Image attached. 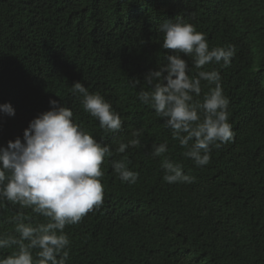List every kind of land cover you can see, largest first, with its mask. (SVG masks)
Instances as JSON below:
<instances>
[{"label":"trees","instance_id":"trees-1","mask_svg":"<svg viewBox=\"0 0 264 264\" xmlns=\"http://www.w3.org/2000/svg\"><path fill=\"white\" fill-rule=\"evenodd\" d=\"M177 18L203 32L210 47L236 49L229 66H204L220 71L235 137L213 148L203 167L138 99L145 74L173 54L162 47L160 25ZM183 58L190 75L198 71ZM76 81L111 102L123 121L119 132L106 133L84 111L82 96L70 91ZM50 99L111 149L101 166L103 204L65 227L68 264H264V0H0V104L15 109L14 116L0 111V146L22 139ZM135 130L140 146L119 153ZM165 142L168 151L154 158L153 145ZM165 157L193 182H165ZM121 160L139 174L135 184L113 170ZM18 211L0 201V233H14ZM23 211L26 223L45 222ZM14 250L0 249V257Z\"/></svg>","mask_w":264,"mask_h":264},{"label":"clouds","instance_id":"clouds-1","mask_svg":"<svg viewBox=\"0 0 264 264\" xmlns=\"http://www.w3.org/2000/svg\"><path fill=\"white\" fill-rule=\"evenodd\" d=\"M160 31L164 34L163 49L173 54L167 56L166 64L145 74L147 88H141L138 99L163 118L172 139L184 149L183 155L203 167L210 163L213 148L235 137L229 122L230 100L224 95L220 71L204 70V66H229L236 49L231 44L210 47L206 35L181 18L160 25ZM185 56L192 58L198 70L192 75ZM202 81L207 87L203 95ZM70 91L82 96L84 111L98 120L106 133L122 129L120 114L99 92H89L80 81L74 82ZM49 103V110L29 122L22 139L17 137L0 146V201L21 209L12 218L14 233H0V249L15 246L10 255L0 257V264H68L71 242L65 227L80 223L103 204L101 166L111 154L110 147L74 121L71 108L56 99ZM0 111L15 115L10 103L0 104ZM132 137L119 144V153L140 146V130L133 131ZM153 148L154 158L168 151L167 142ZM112 167L122 182H137L139 174L125 161H114ZM161 168L168 184L193 182L183 165L168 157L161 161ZM24 209L44 217L45 222L26 223L31 217Z\"/></svg>","mask_w":264,"mask_h":264}]
</instances>
